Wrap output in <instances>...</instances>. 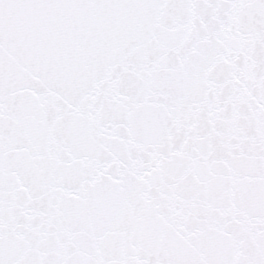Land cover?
Segmentation results:
<instances>
[{
    "label": "snow or ice",
    "instance_id": "1",
    "mask_svg": "<svg viewBox=\"0 0 264 264\" xmlns=\"http://www.w3.org/2000/svg\"><path fill=\"white\" fill-rule=\"evenodd\" d=\"M0 264H264V0H0Z\"/></svg>",
    "mask_w": 264,
    "mask_h": 264
}]
</instances>
